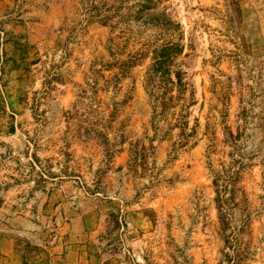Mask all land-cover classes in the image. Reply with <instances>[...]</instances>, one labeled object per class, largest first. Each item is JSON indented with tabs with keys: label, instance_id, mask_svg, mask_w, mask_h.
Segmentation results:
<instances>
[{
	"label": "rangeland",
	"instance_id": "rangeland-1",
	"mask_svg": "<svg viewBox=\"0 0 264 264\" xmlns=\"http://www.w3.org/2000/svg\"><path fill=\"white\" fill-rule=\"evenodd\" d=\"M141 1L0 0V264H226L211 171L231 166L241 264H264V0ZM162 39L186 84L164 108Z\"/></svg>",
	"mask_w": 264,
	"mask_h": 264
},
{
	"label": "trees",
	"instance_id": "trees-1",
	"mask_svg": "<svg viewBox=\"0 0 264 264\" xmlns=\"http://www.w3.org/2000/svg\"><path fill=\"white\" fill-rule=\"evenodd\" d=\"M148 1L143 0L141 2ZM158 24L164 31L167 28L173 32L177 30V26L169 22ZM159 37L161 36L159 35ZM179 51L178 44L164 42L163 39L159 45L151 49V63L145 73L144 85L148 89L149 97L152 98L155 106L166 107L172 99L169 93L173 87L177 95H181L186 89V84L182 82L180 73L174 74V81H171L168 76L167 64L170 63V58ZM123 66L124 64H121L119 68L123 69ZM227 137L232 140L230 133ZM211 173L213 174L211 180L214 193L213 202L219 224L218 233L224 249H226V252L222 253L221 256L226 264H241L249 254L250 239L243 241L242 235L247 233L249 228L251 209L244 191L236 185L239 179V171L231 166L227 170L211 171Z\"/></svg>",
	"mask_w": 264,
	"mask_h": 264
}]
</instances>
